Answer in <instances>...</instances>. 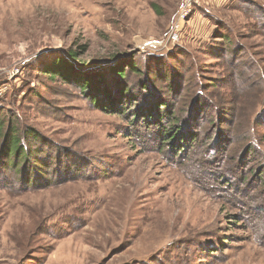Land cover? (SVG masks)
<instances>
[{"label": "rangeland", "instance_id": "obj_1", "mask_svg": "<svg viewBox=\"0 0 264 264\" xmlns=\"http://www.w3.org/2000/svg\"><path fill=\"white\" fill-rule=\"evenodd\" d=\"M189 1L0 0V107L52 148L96 163L81 179L0 188V264H264V186L243 182L247 161H234L264 110V0L194 1L173 41ZM121 56H133L164 90L190 77L184 103L219 81L212 101L234 108L232 133L247 141L225 160L210 159L215 126L204 112L193 118L206 130L196 149L173 158L157 134L147 139L140 128L131 137L122 115L45 72L57 58L87 71ZM248 58L257 70L244 74ZM211 168L227 176L217 182Z\"/></svg>", "mask_w": 264, "mask_h": 264}, {"label": "trees", "instance_id": "obj_2", "mask_svg": "<svg viewBox=\"0 0 264 264\" xmlns=\"http://www.w3.org/2000/svg\"><path fill=\"white\" fill-rule=\"evenodd\" d=\"M222 39L229 40L228 35H223ZM86 50L85 47L84 52ZM52 65V68L46 69L47 74L70 83L76 82L81 91L88 95L93 106L122 115L128 121L126 134L131 137L134 135L132 129L140 128L146 131L147 139L157 134L159 150H167L172 153L173 158L185 159L184 155L187 156L191 150L196 149L206 130L195 127L193 118L204 117V112L205 120L209 122L208 127L215 126L208 139L214 143L209 145H213L209 150L210 159L225 160L226 154L236 150V144L247 141L236 139L232 133L231 128L236 127L239 119L234 108L225 107L223 104L216 105L212 101L211 94L215 90L211 89L219 85V81H209L208 87L202 85V91L200 89L191 101L184 103L186 100H181L182 94L189 89L190 77L186 78L184 75L177 87L173 80L166 81L167 89L164 90L154 83L155 75H151L146 67H140L133 56H121L116 62L110 61L92 69L85 68L87 71L75 70L76 66L64 58L55 59ZM244 68V74L253 73V69L257 70L250 58L245 61ZM164 80H168L167 75ZM176 80L178 82L180 78ZM19 120L8 111L4 113L0 107V188L25 191L88 177L94 171L96 163L92 159H75V151L64 154L59 146L52 148L39 131L22 125ZM259 127L264 128V110L255 117L253 128L256 129L250 130L252 138L239 147L234 161H247L241 165L248 167L242 168L247 170L243 172V182L253 177L259 179V184L264 186V163L248 166L250 161L264 158L260 147L264 137L259 133ZM201 162L204 164V161ZM206 173L217 177V182L227 176L220 169L211 168Z\"/></svg>", "mask_w": 264, "mask_h": 264}, {"label": "built area", "instance_id": "obj_3", "mask_svg": "<svg viewBox=\"0 0 264 264\" xmlns=\"http://www.w3.org/2000/svg\"><path fill=\"white\" fill-rule=\"evenodd\" d=\"M194 1H198V0H190L187 6L184 9H182L178 19L174 22L173 30L171 31V34L169 36L171 37L173 41L178 39L179 32L183 28V23L186 22V20L189 18L188 15L192 12L193 7L191 6H192V3L194 4Z\"/></svg>", "mask_w": 264, "mask_h": 264}]
</instances>
